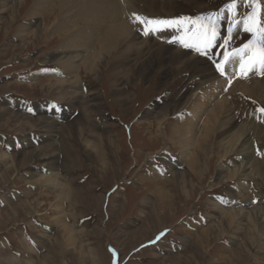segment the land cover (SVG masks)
Listing matches in <instances>:
<instances>
[{
    "label": "rangeland",
    "instance_id": "rangeland-1",
    "mask_svg": "<svg viewBox=\"0 0 264 264\" xmlns=\"http://www.w3.org/2000/svg\"><path fill=\"white\" fill-rule=\"evenodd\" d=\"M149 2L104 49L62 44L58 0H0V264H264V0Z\"/></svg>",
    "mask_w": 264,
    "mask_h": 264
},
{
    "label": "bare ground",
    "instance_id": "bare-ground-1",
    "mask_svg": "<svg viewBox=\"0 0 264 264\" xmlns=\"http://www.w3.org/2000/svg\"><path fill=\"white\" fill-rule=\"evenodd\" d=\"M59 1V9L61 11V19H59L54 25L53 27V30L55 31H60V30H65L66 31V34H67V37L66 39L64 40V43L62 44H77V45H80V47L84 46V47H90L93 43H96L97 41L101 44V46L104 48V49H107V48H110L112 46H116L117 44L119 43H123L127 37L131 36L132 35V28H131V24H129V19L131 18V21L132 20H137V21H143L145 20L147 17H142L141 15H138V18L136 17V19L133 17L137 16L136 15V12L138 11L137 10V6L139 8V11H142V10H146L147 9H153V11L156 12V10H158L159 6L160 5H157V4H154V5H150L149 3V0H146L147 4L149 5H133L134 3H131V0L129 2H127L126 0H58ZM153 0H151L152 2ZM161 0H159L160 2ZM162 1H165V0H162ZM172 1V0H171ZM50 0H35V3H34V7L31 9L30 11V14H36L37 12H39L40 10H42V5H45V3H49ZM168 3V1H167ZM160 4V3H159ZM165 4V3H164ZM157 5V6H156ZM151 8H150V7ZM167 6V5H166ZM162 7V6H161ZM160 7V8H161ZM170 7V6H169ZM169 7H168V10H169ZM3 8V7H2ZM165 9L164 11H167V7L163 8ZM172 10V9H171ZM152 11V10H151ZM170 11V10H169ZM175 11V10H174ZM142 12H140L139 14H141ZM145 13V12H144ZM154 13V12H153ZM165 13V12H164ZM138 14V13H137ZM150 17V15H149ZM151 19V18H149ZM147 20V19H146ZM145 20V21H146ZM154 20V19H153ZM149 21V20H148ZM157 21V20H156ZM138 22V23H139ZM158 22V21H157ZM135 23V22H134ZM137 23V22H136ZM147 23V22H146ZM72 24V26L70 27V25ZM83 25V27H82ZM139 27V26H138ZM74 28H77V32L73 33L72 31H74L73 29ZM137 29V27H135ZM65 33V32H64ZM134 33V32H133ZM135 34V33H134ZM140 35V34H139ZM134 40H137L138 38V35H134ZM132 38V39H133ZM131 41V40H130ZM148 42V41H147ZM130 43V42H129ZM125 44V42H124ZM96 45V44H95ZM120 45V44H119ZM118 45V46H119ZM128 45V44H127ZM132 45V44H131ZM143 45V44H142ZM155 45V44H154ZM160 45V44H159ZM129 46V45H128ZM144 46V45H143ZM94 47V46H93ZM92 47V48H93ZM96 47V46H95ZM126 47V46H124ZM147 47V46H145ZM153 47V46H152ZM157 47V45H156ZM68 48V47H67ZM69 48H73L72 47H69ZM76 48V47H74ZM91 48V49H92ZM138 48V47H137ZM164 48V47H162ZM166 48V46H165ZM228 46L225 44H222L221 42L218 43V49L217 51L219 52V56L224 58V56L226 55V52L228 50ZM121 49V48H119ZM158 49V48H157ZM169 49V48H168ZM184 49V48H183ZM109 50V49H108ZM122 51L124 49H121ZM126 50V48H125ZM124 50V51H125ZM123 51V52H124ZM128 51V49L126 50ZM125 51V52H126ZM140 51V50H139ZM172 51V50H171ZM110 52V51H109ZM108 52V53H109ZM131 52V49L130 51ZM127 52V53H129ZM151 52V51H150ZM175 52V51H174ZM177 52V51H176ZM121 53V52H119ZM138 53V52H137ZM141 53V51H140ZM162 53V52H161ZM173 53V52H172ZM122 54V53H121ZM165 54V53H164ZM167 54V53H166ZM243 54V53H242ZM129 55V54H128ZM128 55H125V56H128ZM139 56V54H137ZM172 55V54H171ZM174 55V54H173ZM186 52H183V51H180L179 55L176 56L175 55V59H178L179 56H181L180 59H182V61L184 60L185 63L181 62L183 64V67H186L188 65H185L186 63L188 62H191L193 63L194 65L198 66V64L200 65V68L198 69V71L194 74H196V76L193 77V79L190 77L188 78V82L190 83V85H187V87L185 88L187 91H195V90H198L200 89L201 87H204L206 86L208 83H209V79L210 77L212 76H215L216 74V71L214 66V64H212V61H208L207 59H205L204 57H198L195 58L194 60H191V59H186ZM120 56V55H119ZM124 56V57H125ZM155 56V55H154ZM158 56V55H157ZM162 56V55H161ZM122 57V56H121ZM141 58V57H140ZM153 58V57H152ZM194 58V57H193ZM238 56H235L234 58V62H237V71H245L243 70L244 67H245V64H244V61H242L240 58V60H238ZM62 59V58H61ZM72 57L68 56L67 58H65V63L66 64H63L62 65V73L64 72V70H70L73 69L71 62L72 61ZM151 59V58H150ZM171 59V58H170ZM225 59V58H224ZM145 60V59H144ZM143 60V61H144ZM147 60V59H146ZM145 60V61H146ZM153 60V59H152ZM161 60V59H159ZM227 60V59H226ZM64 61V60H63ZM163 61V60H162ZM173 61V60H172ZM171 61V62H172ZM181 61V60H179ZM218 61V60H217ZM221 61V60H220ZM225 61V60H223ZM166 62V61H165ZM246 62V61H245ZM64 63V62H63ZM154 63V62H152ZM190 63V64H191ZM218 63V62H217ZM247 63V62H246ZM149 64V63H147ZM203 64H205L206 66H204L203 68H201V66H203ZM141 65V64H140ZM212 65V66H211ZM214 65V66H213ZM142 66V65H141ZM167 66V65H166ZM174 66V64H173ZM171 66V67H173ZM231 65H229L228 63V66L227 68H230ZM146 67V66H145ZM175 67V66H174ZM76 68V66L74 67ZM140 68V67H139ZM180 68V67H179ZM190 68V67H189ZM235 68V66H234ZM138 69V68H137ZM144 69V68H143ZM168 69V68H167ZM170 69V68H169ZM177 69V68H176ZM230 70V69H229ZM236 70V69H235ZM75 71V70H74ZM144 71V70H143ZM179 71V70H178ZM186 72V70H185ZM61 73V74H62ZM65 73V72H64ZM138 73V72H137ZM145 73V72H144ZM143 73V74H144ZM183 73V72H182ZM240 73V72H239ZM244 73V72H243ZM69 74V73H68ZM193 74V73H192ZM236 74V73H235ZM234 74V75H235ZM139 75V74H138ZM183 75V74H182ZM241 75V74H240ZM181 78V77H180ZM184 78V77H182ZM181 78V79H182ZM235 79V78H234ZM61 80V79H60ZM211 81V80H210ZM178 82V81H177ZM258 82V81H257ZM59 83V82H58ZM62 83V82H61ZM254 83V82H253ZM217 86H221L223 84H217L215 83ZM214 84V85H215ZM61 87V85H59ZM63 86V85H62ZM186 86V85H185ZM262 86H264V84H262ZM226 88V87H225ZM69 89V88H68ZM185 91V90H184ZM82 92V91H81ZM209 92V91H207ZM74 93V92H73ZM186 93V92H185ZM203 93V92H202ZM206 93V92H205ZM204 93V94H205ZM213 93H215V91H213ZM82 94V93H80ZM79 94V95H80ZM210 94V93H209ZM184 95V94H183ZM91 95H89L90 97ZM194 96V95H193ZM207 96V95H206ZM214 96V95H213ZM88 97V99H89ZM182 97V96H181ZM91 98V97H90ZM194 100V99H192ZM208 100V99H207ZM92 101V100H91ZM90 101V102H91ZM238 101V100H237ZM195 102V101H194ZM204 102V101H203ZM86 103V102H84ZM88 103V102H87ZM92 103V102H91ZM177 103V102H176ZM179 103V102H178ZM201 103V102H200ZM188 104V103H187ZM204 104V103H203ZM193 105V104H192ZM195 105V103H194ZM87 106V105H86ZM178 106V105H177ZM190 106V105H189ZM196 106V105H195ZM201 106V105H200ZM204 106V105H203ZM89 107V106H88ZM92 107V106H91ZM173 107V106H172ZM191 107V106H190ZM194 107V106H192ZM198 107V106H197ZM202 107V106H201ZM218 108H215L213 109L210 114H209V121H208V125H212L215 124L216 122L218 123V119L219 117L222 115L223 113V110H222V106H217ZM85 108V107H84ZM90 108V107H89ZM88 108V110H89ZM203 108V107H202ZM176 110V109H175ZM191 110V109H190ZM193 110V109H192ZM165 111V110H164ZM157 112V111H156ZM166 112V111H165ZM170 112V111H169ZM200 112V111H198ZM153 113V112H152ZM168 113V111L166 112ZM195 113V112H194ZM164 114V113H163ZM227 114V113H226ZM150 115V114H149ZM156 115V114H155ZM188 115V114H187ZM148 116V115H147ZM153 116V115H152ZM162 116V115H161ZM160 116V117H161ZM193 116V115H192ZM195 116V115H194ZM199 116V115H198ZM166 117V116H165ZM164 118V116L162 117ZM222 118V116H221ZM196 119V118H195ZM164 120V119H163ZM189 120V121H188ZM169 121V120H168ZM186 121V120H185ZM221 121V120H220ZM219 121V122H220ZM163 122V121H162ZM213 122V123H212ZM160 123V122H159ZM164 123V122H163ZM145 124V123H144ZM149 124V123H148ZM186 124V123H185ZM206 124V123H205ZM231 125V124H230ZM46 126V125H45ZM194 123H193V117H189V119H187V124H186V127L181 131V136L182 138L185 140V144L184 146H186V148H188L190 150V148L192 147H189L190 144H191V139L192 137L190 136V133H191V130H192V127H194ZM206 127V126H205ZM209 128V127H207ZM215 128V127H214ZM223 128V127H222ZM88 130V128H87ZM208 130V129H207ZM211 130V128L209 129ZM214 130V129H213ZM241 131H242V134H241ZM180 132V131H179ZM213 132V131H212ZM244 129L243 130H237L235 133H231L230 136H231V139H235V143L234 145H237L239 144L240 142V146H243L245 147L247 144H248V140H246V138H244ZM215 133V132H214ZM193 134V133H192ZM216 134V133H215ZM179 136V134H178ZM226 136V135H225ZM230 138V137H229ZM182 139V140H183ZM204 141V140H203ZM233 141V140H232ZM104 142V141H103ZM102 142V143H103ZM196 142V141H195ZM198 142V141H197ZM205 142V141H204ZM207 142V141H206ZM183 144V142H182ZM200 144V143H199ZM230 144V143H229ZM208 145V144H207ZM183 146V145H182ZM200 146V145H199ZM249 146V145H248ZM53 147V146H52ZM105 147V146H104ZM201 147V146H200ZM235 147V148H236ZM184 148V147H183ZM205 148H206V145H205ZM232 148V147H231ZM207 149V148H206ZM233 149V148H232ZM194 150V149H193ZM196 150V149H195ZM229 150V149H228ZM234 150V149H233ZM107 151V150H106ZM191 151V150H190ZM232 151V150H231ZM247 151V150H246ZM194 152V151H193ZM207 152V150H206ZM108 153V151H107ZM106 153V154H107ZM199 153V152H198ZM99 154V152H98ZM199 155V154H197ZM204 155V154H203ZM206 155V154H205ZM201 156V154H200ZM199 156V157H200ZM198 157V159H199ZM203 157V156H202ZM201 160V159H200ZM192 162V161H191ZM195 162V161H194ZM199 163V162H198ZM241 163V162H240ZM243 163V162H242ZM250 163V161L248 162ZM260 163V162H259ZM191 164H194L193 162ZM199 165V164H198ZM248 165V164H247ZM37 166V165H36ZM196 166V165H195ZM198 166H196L197 168ZM194 168V167H193ZM194 168V170L196 169ZM200 168V166H199ZM160 169V168H159ZM247 169H250V168H246ZM194 172V171H193ZM195 173V172H194ZM250 173V172H249ZM186 175V174H185ZM51 183V181H49ZM47 186H49V184H47ZM57 189V187L55 188ZM55 191V190H54ZM58 192V191H57ZM59 193V192H58ZM61 194V192H60ZM88 200V199H87ZM243 201V200H242ZM89 202V201H88Z\"/></svg>",
    "mask_w": 264,
    "mask_h": 264
}]
</instances>
